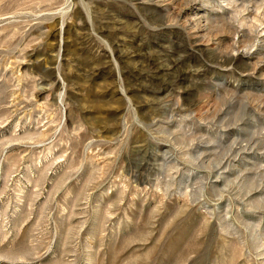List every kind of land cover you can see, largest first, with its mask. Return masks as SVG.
Masks as SVG:
<instances>
[{
  "label": "rangeland",
  "instance_id": "374dc122",
  "mask_svg": "<svg viewBox=\"0 0 264 264\" xmlns=\"http://www.w3.org/2000/svg\"><path fill=\"white\" fill-rule=\"evenodd\" d=\"M0 264H264V0H0Z\"/></svg>",
  "mask_w": 264,
  "mask_h": 264
}]
</instances>
